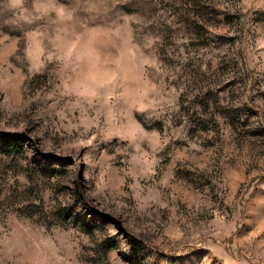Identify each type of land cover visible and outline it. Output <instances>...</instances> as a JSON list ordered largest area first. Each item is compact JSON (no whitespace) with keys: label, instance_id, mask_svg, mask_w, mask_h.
<instances>
[{"label":"rangeland","instance_id":"1","mask_svg":"<svg viewBox=\"0 0 264 264\" xmlns=\"http://www.w3.org/2000/svg\"><path fill=\"white\" fill-rule=\"evenodd\" d=\"M0 131V264H264V0H0Z\"/></svg>","mask_w":264,"mask_h":264},{"label":"trees","instance_id":"2","mask_svg":"<svg viewBox=\"0 0 264 264\" xmlns=\"http://www.w3.org/2000/svg\"><path fill=\"white\" fill-rule=\"evenodd\" d=\"M23 140L16 135L0 131V151L5 154L23 152ZM129 237V236H128ZM134 254L138 255L141 252V243L135 238H128ZM112 246H110V249Z\"/></svg>","mask_w":264,"mask_h":264},{"label":"clouds","instance_id":"3","mask_svg":"<svg viewBox=\"0 0 264 264\" xmlns=\"http://www.w3.org/2000/svg\"><path fill=\"white\" fill-rule=\"evenodd\" d=\"M91 79H92V80H95V76H92ZM85 87H87V86H85Z\"/></svg>","mask_w":264,"mask_h":264}]
</instances>
